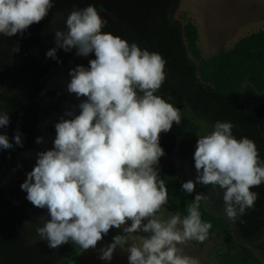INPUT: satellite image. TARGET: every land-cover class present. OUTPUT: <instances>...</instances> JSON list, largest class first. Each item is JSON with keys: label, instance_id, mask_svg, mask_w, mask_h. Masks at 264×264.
Wrapping results in <instances>:
<instances>
[{"label": "clouds", "instance_id": "obj_1", "mask_svg": "<svg viewBox=\"0 0 264 264\" xmlns=\"http://www.w3.org/2000/svg\"><path fill=\"white\" fill-rule=\"evenodd\" d=\"M54 3L0 0V35H23L48 16ZM64 24L53 28L55 47L46 56L57 59L58 49H75L77 56L94 53L95 58L87 67L69 70L67 92L80 102L54 124L53 146L36 153V163L20 185L34 207L47 210L38 217L36 235L50 249L71 243L88 251L110 230L122 229L100 249L99 259L111 261L132 234L148 233L127 248L128 264H200L178 245L208 238L212 225L202 221L199 208L209 196L196 193L181 219L165 207L168 189L159 174L165 155L160 135L182 119L179 108L156 94L166 80L165 58L103 31L107 20L93 4L73 8ZM19 50L18 45L12 48ZM9 124L8 111L0 108V128ZM233 128L231 121L217 120L211 131L196 133L197 174L183 182L182 190L194 193L197 184L223 190V213L235 223L254 207L258 194L251 189L264 183V158L252 139L237 138ZM13 141L23 146L19 130ZM13 141L0 132V149H12ZM36 143L44 138L37 137Z\"/></svg>", "mask_w": 264, "mask_h": 264}, {"label": "rangeland", "instance_id": "obj_2", "mask_svg": "<svg viewBox=\"0 0 264 264\" xmlns=\"http://www.w3.org/2000/svg\"><path fill=\"white\" fill-rule=\"evenodd\" d=\"M88 4L107 20L103 31L165 58L166 80L156 94L179 108L182 119L179 125L174 122L169 132L161 133L165 155L160 161L171 162L180 179H195L196 133L211 131L217 120L231 121L233 134L252 139L264 158V92L246 82L238 95L229 96L202 82L199 62L188 49L184 31L191 16L200 31L201 58H209L264 29V0H55L48 16L23 35H0V108L7 110L10 118V124L0 132L13 141L19 130L23 140L22 147L13 141L12 149H0V264H128L127 248L148 235L132 234L124 248L115 250L111 261L99 259L100 249L107 245L103 241L88 251L71 243L50 249L35 232L38 217L47 215V210L34 207L20 187L36 163V153L53 146L52 122L80 102L67 92L69 70L79 64L87 67L94 53L82 57L75 49H58L57 59H52L46 52L55 47L53 28H65L69 12ZM53 19L54 25L50 23ZM17 45L19 52H12ZM37 137H43L44 143L37 144ZM196 190L209 196L204 201L208 211L228 219L223 213V190L213 191L210 185L200 184ZM251 191L258 194L254 207L235 223L228 220L238 243L249 246L264 261V183ZM165 207L178 213L169 205ZM25 221H30V226L25 227ZM120 232L122 229L114 228L104 237L111 242ZM178 247L200 264H221L219 254L225 249L218 233L202 243L190 240Z\"/></svg>", "mask_w": 264, "mask_h": 264}, {"label": "trees", "instance_id": "obj_3", "mask_svg": "<svg viewBox=\"0 0 264 264\" xmlns=\"http://www.w3.org/2000/svg\"><path fill=\"white\" fill-rule=\"evenodd\" d=\"M184 31L188 49L199 62L198 73L202 82L229 96L238 95L246 82L251 83L259 93L264 92V29L241 38L230 49L206 59L201 58L200 31L191 16L186 19ZM59 118L50 126L54 138V124ZM158 167L160 177L168 189V205L183 219L188 214L187 206L192 203L198 192L196 190L187 194L182 190V184L186 181L179 178L171 162L160 161ZM199 211L202 221L212 225L208 236L218 233L222 238L225 249L219 254L221 264H264L249 246L238 243L233 235L232 225L226 217L208 211L204 201H201ZM108 239L104 237L102 241L109 244Z\"/></svg>", "mask_w": 264, "mask_h": 264}]
</instances>
